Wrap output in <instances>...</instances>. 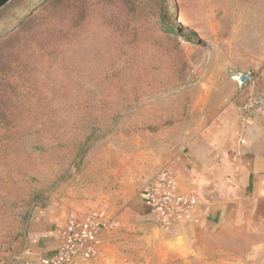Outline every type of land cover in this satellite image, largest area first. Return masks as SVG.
Wrapping results in <instances>:
<instances>
[{
    "label": "rangeland",
    "instance_id": "1",
    "mask_svg": "<svg viewBox=\"0 0 264 264\" xmlns=\"http://www.w3.org/2000/svg\"><path fill=\"white\" fill-rule=\"evenodd\" d=\"M247 69L264 90V0L0 8V264H264V197L239 168L228 224L160 226L140 199L184 150L233 162L229 74Z\"/></svg>",
    "mask_w": 264,
    "mask_h": 264
},
{
    "label": "crops",
    "instance_id": "2",
    "mask_svg": "<svg viewBox=\"0 0 264 264\" xmlns=\"http://www.w3.org/2000/svg\"><path fill=\"white\" fill-rule=\"evenodd\" d=\"M240 124L241 137L233 162L223 156L214 158V152L208 156L207 153L212 147L207 149L205 158L190 149L184 150L177 160L175 174L180 191L188 195L193 193L209 202L205 218L197 217L196 213L192 214L194 223H197L195 226L202 222L209 225L220 222L228 224L225 218L230 215L229 208L234 205L231 203L233 198L229 200L227 196L234 193L232 186L238 179L233 173L235 167L242 171L250 197H264V109L246 124L241 121ZM142 205L148 215L147 208L143 203ZM45 234L46 237L41 236L44 246L41 249H47L46 254H49L51 251L48 250L54 248L56 243L54 239L50 240L47 232Z\"/></svg>",
    "mask_w": 264,
    "mask_h": 264
},
{
    "label": "built area",
    "instance_id": "3",
    "mask_svg": "<svg viewBox=\"0 0 264 264\" xmlns=\"http://www.w3.org/2000/svg\"><path fill=\"white\" fill-rule=\"evenodd\" d=\"M237 95L243 96L238 106L239 119L243 124L260 114L264 109V90L257 86L258 76L252 70H234L229 74ZM140 199L160 226L190 221L194 202L191 195L185 194L177 186L176 174L171 169H163L149 179L140 193ZM82 239H74L72 244H62L65 251L72 250ZM46 263V262H45Z\"/></svg>",
    "mask_w": 264,
    "mask_h": 264
},
{
    "label": "water",
    "instance_id": "4",
    "mask_svg": "<svg viewBox=\"0 0 264 264\" xmlns=\"http://www.w3.org/2000/svg\"><path fill=\"white\" fill-rule=\"evenodd\" d=\"M11 0H0V8L4 7L8 4ZM153 226L157 227L156 225L152 224Z\"/></svg>",
    "mask_w": 264,
    "mask_h": 264
}]
</instances>
